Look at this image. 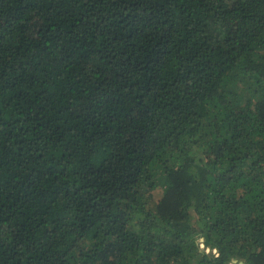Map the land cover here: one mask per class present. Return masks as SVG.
<instances>
[{"label": "trees", "instance_id": "1", "mask_svg": "<svg viewBox=\"0 0 264 264\" xmlns=\"http://www.w3.org/2000/svg\"><path fill=\"white\" fill-rule=\"evenodd\" d=\"M232 257L264 264V0H0V264Z\"/></svg>", "mask_w": 264, "mask_h": 264}, {"label": "water", "instance_id": "2", "mask_svg": "<svg viewBox=\"0 0 264 264\" xmlns=\"http://www.w3.org/2000/svg\"><path fill=\"white\" fill-rule=\"evenodd\" d=\"M201 241L203 242L204 241V238H201ZM208 253L210 254L211 253V250H209ZM229 264H246V261L237 259L235 257H232L231 258V262Z\"/></svg>", "mask_w": 264, "mask_h": 264}, {"label": "rangeland", "instance_id": "3", "mask_svg": "<svg viewBox=\"0 0 264 264\" xmlns=\"http://www.w3.org/2000/svg\"><path fill=\"white\" fill-rule=\"evenodd\" d=\"M192 212V216H193V218H194V220H195V217H194V212H193V210L191 211ZM201 238H203L202 236H200L199 238H198V241H199V243H200V241H201ZM200 246H201V244H200ZM201 248L203 249V250H206L207 252L210 250V249H206V247H202L201 246ZM216 253V252H215Z\"/></svg>", "mask_w": 264, "mask_h": 264}, {"label": "built area", "instance_id": "4", "mask_svg": "<svg viewBox=\"0 0 264 264\" xmlns=\"http://www.w3.org/2000/svg\"><path fill=\"white\" fill-rule=\"evenodd\" d=\"M216 252V250H214Z\"/></svg>", "mask_w": 264, "mask_h": 264}, {"label": "clouds", "instance_id": "5", "mask_svg": "<svg viewBox=\"0 0 264 264\" xmlns=\"http://www.w3.org/2000/svg\"><path fill=\"white\" fill-rule=\"evenodd\" d=\"M215 252V251H214Z\"/></svg>", "mask_w": 264, "mask_h": 264}]
</instances>
